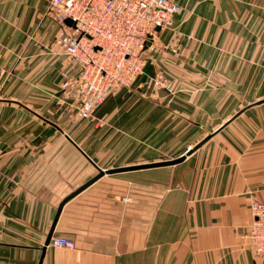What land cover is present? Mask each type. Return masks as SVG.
Wrapping results in <instances>:
<instances>
[{
    "label": "crops",
    "instance_id": "obj_1",
    "mask_svg": "<svg viewBox=\"0 0 264 264\" xmlns=\"http://www.w3.org/2000/svg\"><path fill=\"white\" fill-rule=\"evenodd\" d=\"M174 1L132 85L148 97L122 87L82 119L50 0H0V264H264L244 237L264 200V0ZM159 68L171 100L147 86ZM54 221L74 248L46 244Z\"/></svg>",
    "mask_w": 264,
    "mask_h": 264
},
{
    "label": "built area",
    "instance_id": "obj_2",
    "mask_svg": "<svg viewBox=\"0 0 264 264\" xmlns=\"http://www.w3.org/2000/svg\"><path fill=\"white\" fill-rule=\"evenodd\" d=\"M50 10L60 25L57 44L68 66L75 68L62 73L61 88L77 91L74 109L84 119L111 93L132 87L143 73L146 52L167 49L158 44L156 28L169 27L179 5L174 0H50ZM171 50L179 53L177 48ZM148 85L165 89L169 100L177 92L162 68L149 78ZM140 94L146 96L147 91ZM249 209L252 218L244 237L264 259V200L251 201ZM50 243L68 248L76 245L73 239L60 236L52 237Z\"/></svg>",
    "mask_w": 264,
    "mask_h": 264
},
{
    "label": "water",
    "instance_id": "obj_3",
    "mask_svg": "<svg viewBox=\"0 0 264 264\" xmlns=\"http://www.w3.org/2000/svg\"><path fill=\"white\" fill-rule=\"evenodd\" d=\"M68 25L72 24V21L70 19H66L65 21ZM157 31L160 30L159 27L156 28ZM261 102V101H258ZM212 135H207L202 141H200L199 143H197L194 147H192L191 149H188L185 155H189L191 154L194 150H196L198 147H200L204 142H206ZM185 155H182L178 158L175 159H171V160H165V161H158V162H152V163H145V164H138V165H131V166H126V167H120V168H114V169H108L106 171H103L101 169H99L98 174L93 177L90 181H88L86 184H84L82 187H80V189H78L74 194H76L77 192H79L80 190H82L83 188H85L86 186H88L89 184H91L93 181H95L96 179H98L100 176H102L104 173H113V172H120V171H128V170H136V169H142V168H150V167H157V166H166V165H172V164H176L178 162H181L184 160ZM67 199H64V201H62L58 207V211H57V215L58 216L62 205L64 204V202H66ZM56 220V219H55ZM55 221L51 227V230L48 234L47 240H46V244L49 242L50 237L52 236V231H53V227H54Z\"/></svg>",
    "mask_w": 264,
    "mask_h": 264
},
{
    "label": "rangeland",
    "instance_id": "obj_4",
    "mask_svg": "<svg viewBox=\"0 0 264 264\" xmlns=\"http://www.w3.org/2000/svg\"><path fill=\"white\" fill-rule=\"evenodd\" d=\"M129 93H132V91H134L135 94H137V97L139 98H143V97H148L147 95L146 96H142L140 94V90L137 89V87H131V89L128 90ZM168 145H172V143H167ZM184 149H176V148H173V149H164V153L161 154L158 158V160H171L172 158H175L178 154L182 153ZM149 159V158H147ZM147 162V161H146Z\"/></svg>",
    "mask_w": 264,
    "mask_h": 264
}]
</instances>
